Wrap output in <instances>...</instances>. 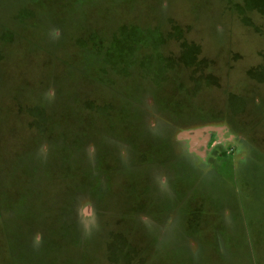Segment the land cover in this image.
Listing matches in <instances>:
<instances>
[{"label": "rangeland", "instance_id": "rangeland-1", "mask_svg": "<svg viewBox=\"0 0 264 264\" xmlns=\"http://www.w3.org/2000/svg\"><path fill=\"white\" fill-rule=\"evenodd\" d=\"M0 264H264V0H0Z\"/></svg>", "mask_w": 264, "mask_h": 264}, {"label": "flooded vegetation", "instance_id": "flooded-vegetation-1", "mask_svg": "<svg viewBox=\"0 0 264 264\" xmlns=\"http://www.w3.org/2000/svg\"><path fill=\"white\" fill-rule=\"evenodd\" d=\"M217 132V131H216ZM218 134V133H217Z\"/></svg>", "mask_w": 264, "mask_h": 264}]
</instances>
